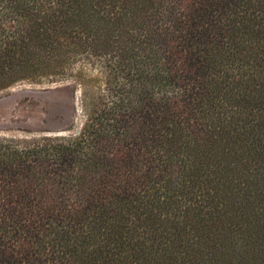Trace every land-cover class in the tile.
I'll return each instance as SVG.
<instances>
[{
  "label": "trees",
  "instance_id": "obj_1",
  "mask_svg": "<svg viewBox=\"0 0 264 264\" xmlns=\"http://www.w3.org/2000/svg\"><path fill=\"white\" fill-rule=\"evenodd\" d=\"M79 53L80 133L0 138V264H264V0H0V90Z\"/></svg>",
  "mask_w": 264,
  "mask_h": 264
},
{
  "label": "rangeland",
  "instance_id": "obj_2",
  "mask_svg": "<svg viewBox=\"0 0 264 264\" xmlns=\"http://www.w3.org/2000/svg\"><path fill=\"white\" fill-rule=\"evenodd\" d=\"M84 56H71L65 74L22 80L0 90V138L78 135L86 121L83 83L80 85L81 78L70 77V70L86 74L88 103L98 101L100 92L107 95L100 67H92Z\"/></svg>",
  "mask_w": 264,
  "mask_h": 264
}]
</instances>
